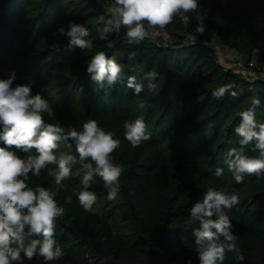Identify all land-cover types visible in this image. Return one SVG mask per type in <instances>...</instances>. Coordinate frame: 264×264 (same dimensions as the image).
<instances>
[{
	"label": "trees",
	"instance_id": "obj_1",
	"mask_svg": "<svg viewBox=\"0 0 264 264\" xmlns=\"http://www.w3.org/2000/svg\"><path fill=\"white\" fill-rule=\"evenodd\" d=\"M198 5L195 12L184 13L187 25H181L177 16L167 26L171 38L165 44L150 36L129 44L121 28L118 34H109L113 44L109 48L97 32L98 17L107 15L96 0H0V78L15 70L14 84L31 82L33 94L43 93L55 113L45 114L47 123L60 122L66 130L79 131L84 121L95 119L121 141L113 153L114 161L124 168L120 192L115 200H108L97 177L90 188L97 195L93 213L85 212L75 195L86 168L66 180L62 190L46 170L38 177L30 174V187L39 184L57 191V201L67 209L55 228L64 254L48 264H186L188 260L199 264L193 235L198 223L188 225L186 220L193 203L209 187L239 196L240 203L229 216L245 256L241 264H264V177L245 175L244 182L237 184L224 164L227 150L238 146L234 133L238 112L259 98L256 119L264 122V79H245L225 68L210 44L217 36L224 47L264 62V0H198ZM198 15L204 16L203 35L195 33ZM70 20L89 29L92 49L70 48L66 36H53L61 26L67 30ZM178 22L175 30L173 24ZM79 51L88 60L104 51L124 66V82L97 91L85 67L65 76V91L55 100L52 83L44 77L59 74ZM151 71L159 73L158 87L148 91L143 77ZM129 76L144 83L139 96L125 86ZM225 84L233 85L230 92L236 95L215 99L212 91ZM140 101L148 107L140 109ZM137 117L146 122L151 139L132 148L123 137V124ZM68 144L72 142H61L59 149ZM251 148L246 154L258 156ZM69 149L76 155L74 144ZM217 167L224 169L223 176L213 174ZM68 195L72 203L65 205ZM128 251L134 258L124 261ZM23 264L45 261L36 256ZM223 264H237L235 254L227 253Z\"/></svg>",
	"mask_w": 264,
	"mask_h": 264
},
{
	"label": "clouds",
	"instance_id": "obj_2",
	"mask_svg": "<svg viewBox=\"0 0 264 264\" xmlns=\"http://www.w3.org/2000/svg\"><path fill=\"white\" fill-rule=\"evenodd\" d=\"M97 3L107 15V18L98 17L100 39L108 41L109 34H118L124 28L129 44L143 42L149 36V29L163 31L175 17L185 19L182 14L195 12L199 7L198 0H97ZM197 21L195 33L203 35L206 31L204 16L198 15ZM57 34L67 37L70 48L81 51L93 48L92 40L88 39L89 29L81 23L70 20L67 30L61 26L53 36ZM107 47H113L111 41ZM86 65L97 91L124 82V66L104 51L96 52ZM158 76L155 71L145 74L143 80L147 81L148 91L158 87ZM16 79L15 70L0 78V141L3 142L0 146V264H23L24 259L31 261L36 256L48 264L64 254L55 239V228L57 219L65 216L67 209L57 201V191L39 184L30 187V174L38 177L46 170L58 190H62L64 182L71 177L77 156L81 162L91 161L82 164L87 171L81 180V190L75 195L83 210L93 213L97 195L90 188L96 177L102 180L108 200H115L120 192L119 181L124 168L114 161L113 153L121 141L95 119L84 121L79 131L75 127L66 130L60 122L47 123L45 114L48 117L55 114L49 100L41 92L33 94L31 82L14 84ZM125 86L136 96L145 90L144 83L135 76L127 77ZM232 88L231 84L222 85L212 91V96L217 100L226 93L235 96L236 92H230ZM260 103L259 98H255L252 107L238 112L239 123L234 128L238 146L230 147L225 153L224 164L237 184L244 182L245 175L264 177V122L258 123L255 113ZM138 107L146 109L148 105L140 101ZM123 128V137L132 148L151 139L142 117L125 121ZM68 141L74 144L76 155L68 152L57 155L61 142ZM72 144L67 146L70 148ZM249 145L258 156L246 154ZM16 150L26 155L22 157ZM213 174L221 177L224 169L217 167ZM71 203L72 196H66L64 204ZM239 203L237 194L213 187L193 203L186 224L198 223L193 235L199 264H223L229 252L235 254L237 264L244 261L238 237L231 231L233 225L229 216Z\"/></svg>",
	"mask_w": 264,
	"mask_h": 264
},
{
	"label": "rangeland",
	"instance_id": "obj_3",
	"mask_svg": "<svg viewBox=\"0 0 264 264\" xmlns=\"http://www.w3.org/2000/svg\"><path fill=\"white\" fill-rule=\"evenodd\" d=\"M184 17L185 15L182 14ZM180 17V16H179ZM181 21L180 24L182 25V23L185 25L188 24L187 20L182 19L180 17ZM175 30H178L177 27H179V22L178 23H174L173 24ZM184 29H180L179 31H183ZM178 31V32H179ZM171 29L170 28H166L163 31H160L158 29H149V36L155 40H157V42L159 43H167L168 40L171 38ZM185 39L187 40V36H185ZM214 50L217 53L218 59L220 61V63L225 67L224 63L227 64V62L230 61V55L231 51H226L221 43V41L219 40V38L217 36H213L212 41L210 43ZM87 56L85 54H83L81 51L77 52L75 56L70 57L67 62L65 63V65L60 69V73L59 74H49V76L44 77V81L48 82V83H52V94H55L54 99H60V97L62 96L63 92L65 91V87H66V82L67 79L65 76L66 75H73L76 74L78 71L84 69L87 65ZM62 146V145H61ZM59 146V147H61ZM66 147L64 148H60L57 151V155H59L60 153H64V152H68L70 154H72L71 151H69L70 149L67 147V145H64ZM83 163H87L86 161L81 162L77 159V162L72 165V174L71 176L74 175H80L81 170L84 168L82 167ZM83 176H81L82 179ZM97 178V177H96ZM95 178V179H96ZM134 256L133 252L128 251L127 254L124 256L123 260L127 261L130 260ZM136 258V256H135Z\"/></svg>",
	"mask_w": 264,
	"mask_h": 264
},
{
	"label": "built area",
	"instance_id": "obj_4",
	"mask_svg": "<svg viewBox=\"0 0 264 264\" xmlns=\"http://www.w3.org/2000/svg\"><path fill=\"white\" fill-rule=\"evenodd\" d=\"M185 17H186L185 20H187L186 15ZM190 38L191 36L189 37V39ZM224 49L226 51H231V54H229L230 61L227 62V64L224 63L225 68L232 69L236 73L241 74L245 79H253V78L264 79V62H260L254 57L246 58L239 52L230 49L228 47H224Z\"/></svg>",
	"mask_w": 264,
	"mask_h": 264
}]
</instances>
